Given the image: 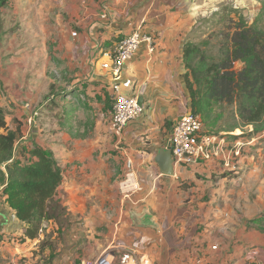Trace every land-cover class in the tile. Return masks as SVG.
Here are the masks:
<instances>
[{
	"label": "crops",
	"instance_id": "crops-1",
	"mask_svg": "<svg viewBox=\"0 0 264 264\" xmlns=\"http://www.w3.org/2000/svg\"><path fill=\"white\" fill-rule=\"evenodd\" d=\"M0 1V10L14 8L32 14L40 8L46 19L42 23L49 24L48 21L55 18L57 24L68 29L71 33L68 43L77 44L82 66H91L92 72L85 79L89 85L100 83V87H91L93 89L86 94L92 93L90 96L96 101V106L102 112H108L105 131L116 144L112 145V150H118L120 157H115L124 160V169L126 156L134 160L141 190L124 203L113 200L116 206L120 205V216L114 228L111 224L108 230L105 247L108 243H115L121 256L126 252L135 253L139 264H264V204L257 207L254 201L253 208L245 210L237 208L234 203L235 198H244L246 192L242 191H248V185L244 187L241 184L240 194L236 193L241 187L238 186L241 183L238 178L244 171L237 174L224 171L215 161L177 166L173 159L174 172L168 176L157 161L168 149L167 141L174 124L190 112L184 46L193 42L205 18L218 11L221 0ZM231 4L245 14L248 11L255 13L261 8L259 0H231ZM137 30L151 41L141 45L125 65L117 83L122 94L142 99L143 113L128 123L122 133L115 134L109 128L115 98L114 79L109 71L102 69V64L110 60L109 55L124 37ZM3 85L8 92L13 91L14 82L10 79L3 81ZM11 100L20 118L26 117L30 122L29 109L16 97L11 96ZM101 118L102 115L98 121ZM31 130V140H37L36 127ZM231 135L234 137H225L231 144L256 137L244 139L237 137L239 135L235 132ZM263 136L264 133L256 138V146L252 149L262 148L259 140ZM34 146L45 148L30 141H18V157L21 156L20 150ZM248 151L246 149L241 159L246 157L243 162H246V169H251L244 175L245 179L253 175L251 171L256 166V159L247 158ZM55 157L65 170V183L60 188L59 197H66L68 210L72 206L70 195L77 188L82 193L108 190V183H103L104 180L108 182V171H67L63 158ZM124 173L122 171L121 174ZM71 178L80 185L70 184ZM95 178L99 181L93 180ZM82 179H87L90 184L86 186ZM261 185L264 188V184ZM69 187L70 193L67 192ZM89 223L93 227L87 229L85 235L79 230L77 232L73 225L78 239L91 240V235L94 239L99 236V219L90 216ZM49 225L55 226L52 222ZM19 229L29 240L24 225L6 198L0 199V237L6 239L7 235H17L13 233ZM100 247L97 253L105 248Z\"/></svg>",
	"mask_w": 264,
	"mask_h": 264
},
{
	"label": "rangeland",
	"instance_id": "rangeland-1",
	"mask_svg": "<svg viewBox=\"0 0 264 264\" xmlns=\"http://www.w3.org/2000/svg\"><path fill=\"white\" fill-rule=\"evenodd\" d=\"M218 6V11L205 18L193 38L195 43L210 39L209 50L214 55L218 54L222 32L235 28L242 16L252 24L261 10L245 14L233 6L231 0H221ZM40 12V8L32 14L14 8L0 10V107L4 109L10 127L21 129L19 143L30 141L44 145L63 158L67 171H108V182L103 179V183H108V190L82 193L77 188L70 195L72 206L68 210L70 216L65 228L59 230L49 225L38 240H27L20 229L13 233L17 235H7L6 239L0 237V264H88L107 249L108 252H119L115 243H108L107 247L105 243L108 242L111 224L114 228L120 216V205L116 206L113 202L124 203L128 199L123 187L125 175L121 174L125 171L124 160L115 157H120L118 150H112V145L116 144L105 131L108 127V112H102L96 106V101L90 96L92 93L86 94L93 89L91 87H100V83L89 85L85 79L92 72L91 66H82L78 57L81 51L77 44L68 43L71 34L68 29L57 24L55 18L48 21L49 24L42 23L46 19ZM237 67H242V64H237ZM9 79L14 82L11 92L3 85V81ZM11 96L29 109L32 122L26 117L20 118ZM100 115L102 118L98 121ZM32 127L38 131L37 140H31ZM203 131L208 134L207 128L204 127ZM251 131L252 127L234 132L239 135L237 137L245 139L249 138L246 136ZM261 143L259 140L262 146ZM251 149L246 156L249 160L251 157L256 159V166L251 171L253 175L245 179L244 175L251 170L246 169V162H243L246 157L241 161L242 156L239 163L240 173L244 172L238 178L241 182H238V186L248 185V191H242L246 192L244 198L234 200L237 208L243 207L245 210L252 209L254 201L257 207H263L264 204V188L261 185L264 184V146L252 149L249 154ZM107 155L108 158H105ZM93 180L98 182L99 178ZM81 182H86V186L90 184L87 179ZM70 184L80 185L73 178ZM239 189L237 195L242 186ZM70 190L69 187L67 192L70 193ZM252 197L255 199L252 200ZM90 216L99 219V236L94 239L91 235V240L78 239L73 225L77 232L79 230L85 235L87 229L93 227L89 223ZM100 245L105 248L97 253ZM117 252L116 259L119 260L120 254Z\"/></svg>",
	"mask_w": 264,
	"mask_h": 264
},
{
	"label": "trees",
	"instance_id": "trees-1",
	"mask_svg": "<svg viewBox=\"0 0 264 264\" xmlns=\"http://www.w3.org/2000/svg\"><path fill=\"white\" fill-rule=\"evenodd\" d=\"M232 30L221 33L217 55L209 50L210 39L184 46L190 111L200 116L210 135L234 137L232 132L252 127L246 137L261 136L264 133V0L255 22L249 24L242 16ZM237 64L242 67L238 68ZM20 133V128L9 126L0 107V185L7 184L4 196L24 225L26 237L36 240L45 223L52 222L60 230L69 221L67 199L59 197L65 170L54 153L41 146L25 147L20 150L19 158Z\"/></svg>",
	"mask_w": 264,
	"mask_h": 264
},
{
	"label": "built area",
	"instance_id": "built-area-1",
	"mask_svg": "<svg viewBox=\"0 0 264 264\" xmlns=\"http://www.w3.org/2000/svg\"><path fill=\"white\" fill-rule=\"evenodd\" d=\"M151 41L139 30L134 31L129 36L124 37L115 48L111 58L102 64V69L109 71L114 79V104L112 109L110 131L115 134L123 132L124 128L133 120H136L143 113V107L139 103L138 96L129 97L121 93L120 85L117 83L122 74L125 65L137 53L143 43ZM32 117L30 122H32ZM33 124V123H32ZM204 125L200 116L191 111L183 115L173 126L167 146L170 148L174 163L177 166H195L212 161H218L224 168V171L237 174L240 172V159L246 149L256 146L257 139L260 136L253 137L250 141L238 140L234 143H228L224 136L210 135L203 131ZM262 136V135H261ZM252 138V137H251ZM3 165V169H5ZM125 178L123 181L126 198H131L133 194L141 190L138 181V175L135 169L134 160L126 156L125 160ZM7 184L0 185V199H5L4 191ZM49 227L45 223L44 229ZM214 249H217L214 247ZM117 251L108 249L102 254L92 259L88 264H139L135 253L126 252L119 260L116 259ZM118 253V252H117ZM118 257V256H117Z\"/></svg>",
	"mask_w": 264,
	"mask_h": 264
},
{
	"label": "water",
	"instance_id": "water-1",
	"mask_svg": "<svg viewBox=\"0 0 264 264\" xmlns=\"http://www.w3.org/2000/svg\"><path fill=\"white\" fill-rule=\"evenodd\" d=\"M140 105H142V99L139 100ZM160 163L161 167L163 168L165 175H173L174 167H173V158L170 148L164 151L162 159H157ZM165 167V169H164Z\"/></svg>",
	"mask_w": 264,
	"mask_h": 264
}]
</instances>
